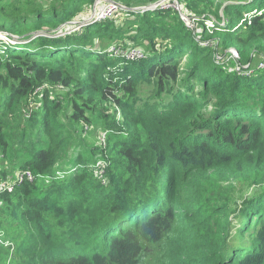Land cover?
Here are the masks:
<instances>
[{
    "label": "trees",
    "instance_id": "obj_1",
    "mask_svg": "<svg viewBox=\"0 0 264 264\" xmlns=\"http://www.w3.org/2000/svg\"><path fill=\"white\" fill-rule=\"evenodd\" d=\"M95 1L14 0L0 31L55 29ZM186 1L196 32L174 8L123 10L121 25L1 46L0 158L13 166L0 182L34 181L0 192V264H264V70L214 59L233 48L241 66L264 62V0H199L215 6L206 16ZM114 35L146 58L107 52ZM95 120L105 142L92 146L78 138Z\"/></svg>",
    "mask_w": 264,
    "mask_h": 264
},
{
    "label": "rangeland",
    "instance_id": "obj_2",
    "mask_svg": "<svg viewBox=\"0 0 264 264\" xmlns=\"http://www.w3.org/2000/svg\"><path fill=\"white\" fill-rule=\"evenodd\" d=\"M22 1L23 2H28V1H33V0H22ZM43 1H46L45 5L48 4V6H50V5L54 4V3H59L60 1L67 2L68 0H38V2H43ZM113 1H116L117 3H119L120 5L124 6L125 8H128V9L142 10V8L147 7V6H149V7L150 6H153L155 8V9H152L151 11H155V10H166V9H169V8H174L175 10H177L179 12V14L181 16V19H183V21L185 22V24L191 30H193L194 32H196L197 25L194 22L196 20L193 21L192 20V17L187 16L185 14V11H184L185 6H186V8L188 7L186 0H179L180 2H178V1L169 2V1H166V0H160V1H157L155 3L149 4L147 6L146 5L145 6H142L141 5V3L144 0H131V2H132V6L131 7L128 6L127 3H124L123 1H121V2H118L117 0H113ZM188 1L189 2L192 1V6L196 5L197 8H198V10L200 12H202L203 16H206V14H208L209 11H214L215 10V6L211 2H206L204 4V3L200 2L199 0H188ZM224 1L225 0H217V3L218 4H221ZM12 2H14V0H0V10H1V8H3V6L8 5L9 3H12ZM251 2H252V0H247L246 2H240V4H244L245 5V4H248V3H251ZM230 3L232 4L233 2L227 1L226 3H224V7L226 5H228V4H230ZM41 4H43V3H41ZM165 4L166 5H170V7H168V8H162V6L165 5ZM175 4H177L180 7L176 9L173 6ZM258 4L259 3H256L254 5H250L249 7H247L246 10H250V12L249 13L242 14L243 18H246V20L249 21L250 20V15L257 14V10L256 9H253V8H257L258 7ZM94 5H95V3L88 10H85L84 12L78 14L77 16H81V17H79L77 20L78 21H82L84 18L89 17L93 13ZM223 9L220 11L221 16L223 15ZM139 12H142V11H138V13ZM191 12L195 15V11H191ZM185 16L187 17V19L184 18ZM112 19L119 20V22L117 23L118 25L124 24L126 22V19H124V17L121 16V15H119V14L115 18H112ZM112 19H107V20H112ZM212 19H214V21H217L214 16L212 17ZM222 19H224V17ZM104 21H106V20H104ZM100 22H102V21H100ZM213 24L214 23L212 21L209 22V25L211 27L213 26ZM74 27H76V28H74L72 30V32H70V33H74L76 31H79V30H81L85 26H83V27L74 26ZM132 30L134 31V28ZM132 30H130V31H132ZM200 31L201 30L198 27V32H200ZM63 35H65V34H63ZM42 36H45V35H42ZM115 36L116 35H114L112 37V39H110V40L108 39V40L105 41V46L107 48V52L111 53L113 56H116V57H119V56L126 57L130 61H135V60H140V59L146 58V55H145V51H146L145 49L146 48L144 47L143 44H139V46H136L133 42H130L129 41V44L128 43L121 44V46L119 47V46H117L118 44H120L119 42L118 43L117 42L114 43L115 41H117ZM46 37H50V36H46ZM27 42H28L27 40L20 41V42H18L17 40L16 41L15 40L13 41V40H10V39L7 40L5 37H3L2 39H0V48H1V46H3V44H7V45L10 44V43L11 44L12 43H14V44H24V43H27ZM206 45L207 46H210L212 49H217V43L214 44V42H212L211 40H209ZM214 59H215V61L217 63L228 62L229 65H231V61L234 60L235 61L234 62L235 63L234 69H236V72L239 73V74H245L243 72H246V73L252 72L253 71V68H255L256 66H257V70L258 71L264 70V68H260V65L264 64V62H261V61H263L262 60V57L261 58L256 57L254 64L241 66L240 65V56H239V53L235 49H233V48L227 49L225 52L221 49V51L219 53H217V54L214 53ZM225 60H227V61H225ZM111 74H114V73L111 72ZM78 139L79 140L82 139V141H84L86 139L87 142H85V143L86 144L88 143L89 145H92V146H95L99 141L105 142V134H104L103 129L101 127V122L95 120L93 122V124H92V127L89 130H87V128H86L84 130V132H82L81 138H78ZM72 145H73V149L74 150L83 149V147L79 146L77 144V142H75V141H72ZM74 150L70 153L71 156H72ZM11 160L12 159L2 160L0 158V168L6 169V172H9V174H10V171L12 170V166H13L11 164ZM18 163H19V160L16 161V164H18ZM16 175H19V173H17ZM235 224H237V223H235Z\"/></svg>",
    "mask_w": 264,
    "mask_h": 264
},
{
    "label": "water",
    "instance_id": "obj_3",
    "mask_svg": "<svg viewBox=\"0 0 264 264\" xmlns=\"http://www.w3.org/2000/svg\"><path fill=\"white\" fill-rule=\"evenodd\" d=\"M103 3H117L116 1L113 0H96L95 5H94V10L93 13L87 17L84 18L82 21H78L77 19L81 16H77L75 18H73L71 21L64 23L62 25H60L59 27L55 28V29H44V30H40V31H33L24 35H12L6 32H1L0 31V35L5 36L7 38H9L10 40H17L18 42L20 41H25L27 40L28 42L37 36H50V37H58L61 36L63 34H68L70 32H72V30L76 27L74 26H79V27H83V26H88V25H92V24H96L97 21H95V14H96V10L99 7V5L103 4ZM122 6V5H121ZM123 9L127 10L128 8H125L124 6H122ZM137 9H128V11H136ZM152 10L149 6L142 8V10H137L138 11H149Z\"/></svg>",
    "mask_w": 264,
    "mask_h": 264
},
{
    "label": "built area",
    "instance_id": "obj_4",
    "mask_svg": "<svg viewBox=\"0 0 264 264\" xmlns=\"http://www.w3.org/2000/svg\"><path fill=\"white\" fill-rule=\"evenodd\" d=\"M173 6L176 9L180 7L177 4H175ZM168 7H170V5L165 4L162 6V8H168ZM150 8L155 9L153 6H150ZM123 10H125V9H123L119 3H103V4L99 5V7L96 10L95 21L100 22V21H104L107 19L115 18L119 14V12L123 11ZM184 18L187 19L186 16ZM209 22L210 21L207 22V25L209 27H211L209 25ZM213 26H214V24H213ZM3 37H5V36L0 35V39H2ZM5 38L7 40H9V38H7V37H5ZM260 68H264V64L260 65ZM248 73H252V72H248ZM25 180L34 181V177H33L31 172L26 171L22 174H19L17 176V178L13 181L0 182V192H4V191L12 192L17 184H21Z\"/></svg>",
    "mask_w": 264,
    "mask_h": 264
}]
</instances>
